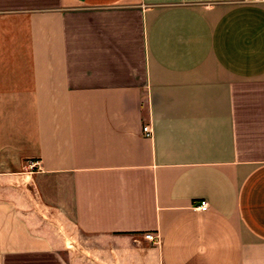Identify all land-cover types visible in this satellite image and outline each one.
Masks as SVG:
<instances>
[{
    "label": "crops",
    "instance_id": "obj_1",
    "mask_svg": "<svg viewBox=\"0 0 264 264\" xmlns=\"http://www.w3.org/2000/svg\"><path fill=\"white\" fill-rule=\"evenodd\" d=\"M0 264H264V2L0 0Z\"/></svg>",
    "mask_w": 264,
    "mask_h": 264
},
{
    "label": "built area",
    "instance_id": "obj_2",
    "mask_svg": "<svg viewBox=\"0 0 264 264\" xmlns=\"http://www.w3.org/2000/svg\"><path fill=\"white\" fill-rule=\"evenodd\" d=\"M247 1L254 2V3L264 2V0H247ZM142 131L146 137H150L152 135V131L150 130L149 125H144L142 128ZM30 165L35 166L36 164L31 162ZM195 208L200 210V211H205L208 208V204L206 201H200L199 204L197 206H195ZM143 236H144L145 240L147 239L154 244L159 242V237L154 235L153 233L148 232V233L144 234Z\"/></svg>",
    "mask_w": 264,
    "mask_h": 264
}]
</instances>
